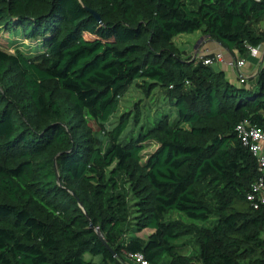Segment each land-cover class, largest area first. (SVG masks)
Masks as SVG:
<instances>
[{"label": "trees", "instance_id": "trees-1", "mask_svg": "<svg viewBox=\"0 0 264 264\" xmlns=\"http://www.w3.org/2000/svg\"><path fill=\"white\" fill-rule=\"evenodd\" d=\"M263 21L264 0H0V29L30 42L0 48V264H264L236 131L264 132V64L246 88L174 42L199 31L243 59ZM137 81L146 102L107 131Z\"/></svg>", "mask_w": 264, "mask_h": 264}, {"label": "rangeland", "instance_id": "rangeland-1", "mask_svg": "<svg viewBox=\"0 0 264 264\" xmlns=\"http://www.w3.org/2000/svg\"><path fill=\"white\" fill-rule=\"evenodd\" d=\"M262 29H264V24L260 25ZM202 37L203 35L201 32H194V33H183L178 35L177 37L174 38V42L176 43V46L182 50L183 55L186 58H192L194 59L195 57L199 59L200 55H206L208 58H214V55L216 53H209V52H204V53H199V48L202 44ZM20 37L18 35H12L2 28L0 29V48L8 50L10 52L13 51V47L17 45L20 46V48L25 49V47H29V41H23L22 39H19ZM201 39V40H200ZM221 61V60H219ZM217 59H214L215 62H219ZM213 63V64H214ZM212 64V65H213ZM214 69H216V65L213 66ZM234 70V68H232ZM141 82L137 81L135 82L127 91V93L121 98L120 103H119V108L118 111L110 120L104 125V128L109 131L111 130L114 126H116L118 119L120 115L123 113H128V112H133L135 105H142L144 102H146L147 99H145V95L142 92V89L140 88ZM164 100L159 101V107H161V110L164 108ZM169 109V107H168ZM154 111V110H153ZM144 113H146V110H143ZM154 113V112H153ZM158 112L155 113L157 115ZM100 139H104L103 136L100 134L98 135ZM157 148V144L154 141H148L144 143V150L142 152V158L143 161L146 160V158L155 151ZM165 221H180L185 224H196L197 226H204L208 225L210 223H204L200 221H192L188 219L184 214L177 212V211H172L169 214L165 215L164 217ZM148 230L142 231L139 235L142 238H146L148 235ZM264 234V232H263ZM190 241H193L192 238L190 237H183L181 238L177 243L181 245V250L180 252L182 254H191L193 247ZM90 254L86 253L84 254L85 259H90Z\"/></svg>", "mask_w": 264, "mask_h": 264}, {"label": "built area", "instance_id": "built-area-1", "mask_svg": "<svg viewBox=\"0 0 264 264\" xmlns=\"http://www.w3.org/2000/svg\"><path fill=\"white\" fill-rule=\"evenodd\" d=\"M259 47L260 46L249 47L250 53H255ZM199 59H202L203 63L206 65H212L214 59L219 61L222 60L223 57L220 53H216L214 58L200 55ZM244 64V59L229 61V66L237 70L242 68ZM239 83L241 85L245 84V78L240 76ZM236 131L242 144L250 150L256 159L259 178L252 184L251 190L247 195V200L252 203L254 208H257L264 205V132L250 120H244L239 123L236 127ZM128 258L133 264H148L142 254H129Z\"/></svg>", "mask_w": 264, "mask_h": 264}, {"label": "crops", "instance_id": "crops-1", "mask_svg": "<svg viewBox=\"0 0 264 264\" xmlns=\"http://www.w3.org/2000/svg\"><path fill=\"white\" fill-rule=\"evenodd\" d=\"M262 24H264V21L260 23V25ZM259 29L264 30L261 27ZM202 39L203 40L199 48V53H204V52L220 53L223 57L221 61L215 62L212 65V67L216 65V70L224 71L226 74V78L235 85L238 86L240 85L239 84L240 76L245 78V84H243L244 87L251 88L256 84V75L259 72L262 65L264 64V43L258 48V50L255 53H250L246 58H243L245 64L242 68L238 70L237 69L233 70L229 66V61L240 59L239 56L229 53L220 44L211 40L209 37L205 35H203ZM148 232L150 233L151 231L148 230ZM129 264H133V263L130 262Z\"/></svg>", "mask_w": 264, "mask_h": 264}]
</instances>
